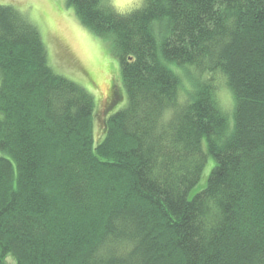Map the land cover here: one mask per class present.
<instances>
[{"label":"trees","instance_id":"obj_1","mask_svg":"<svg viewBox=\"0 0 264 264\" xmlns=\"http://www.w3.org/2000/svg\"><path fill=\"white\" fill-rule=\"evenodd\" d=\"M66 2L126 102L95 139L92 94L0 4V264H264V0Z\"/></svg>","mask_w":264,"mask_h":264},{"label":"rangeland","instance_id":"obj_2","mask_svg":"<svg viewBox=\"0 0 264 264\" xmlns=\"http://www.w3.org/2000/svg\"><path fill=\"white\" fill-rule=\"evenodd\" d=\"M115 11L130 12L143 0H107ZM13 5L38 28L53 70L83 86L94 99V138L102 136V120L124 106L126 93L122 84L119 61L108 37L94 34L77 19L66 0H0ZM216 95L222 108L230 111L233 98L220 73L214 74ZM186 84H188L186 82ZM231 115H228L230 117ZM210 158L203 170L200 185L212 166ZM198 185V187L200 186ZM197 188V187H196ZM6 264H16L4 255Z\"/></svg>","mask_w":264,"mask_h":264}]
</instances>
